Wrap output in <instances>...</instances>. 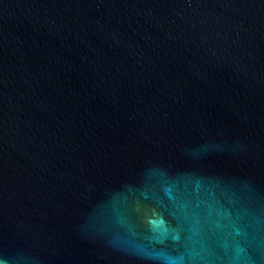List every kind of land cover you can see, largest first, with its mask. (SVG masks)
<instances>
[{
	"label": "water",
	"instance_id": "obj_1",
	"mask_svg": "<svg viewBox=\"0 0 264 264\" xmlns=\"http://www.w3.org/2000/svg\"><path fill=\"white\" fill-rule=\"evenodd\" d=\"M0 264H264V0H0Z\"/></svg>",
	"mask_w": 264,
	"mask_h": 264
}]
</instances>
